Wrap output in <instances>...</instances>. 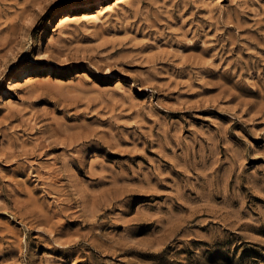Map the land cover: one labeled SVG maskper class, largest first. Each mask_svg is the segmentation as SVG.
<instances>
[{
  "label": "rangeland",
  "instance_id": "obj_1",
  "mask_svg": "<svg viewBox=\"0 0 264 264\" xmlns=\"http://www.w3.org/2000/svg\"><path fill=\"white\" fill-rule=\"evenodd\" d=\"M115 1L0 0V264H264V0Z\"/></svg>",
  "mask_w": 264,
  "mask_h": 264
},
{
  "label": "bare ground",
  "instance_id": "obj_2",
  "mask_svg": "<svg viewBox=\"0 0 264 264\" xmlns=\"http://www.w3.org/2000/svg\"><path fill=\"white\" fill-rule=\"evenodd\" d=\"M126 2V0H117L115 3H108L106 5H102L92 11H86L82 13V16L80 18H74L73 12L65 15L60 23L58 24V27H64L66 24L70 22H75L79 20L80 22H95V21H100L103 16H105L107 13L111 12L115 6L119 4H123ZM73 11V10H72ZM20 81H23V85H28V84H33L34 81H32L31 77H25L21 78ZM12 85V84H10Z\"/></svg>",
  "mask_w": 264,
  "mask_h": 264
}]
</instances>
